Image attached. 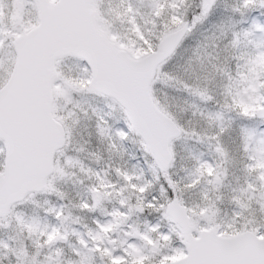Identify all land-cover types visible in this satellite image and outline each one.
I'll list each match as a JSON object with an SVG mask.
<instances>
[{
  "label": "snow or ice",
  "instance_id": "1",
  "mask_svg": "<svg viewBox=\"0 0 264 264\" xmlns=\"http://www.w3.org/2000/svg\"><path fill=\"white\" fill-rule=\"evenodd\" d=\"M11 3L23 8V15L17 22L12 9L0 0V221L15 215L29 239L35 237L36 252L30 255L27 248H9L0 242V264L9 252L17 264H65L60 248L55 250V259L50 254L38 257L41 250L69 240L67 229L61 232V228L72 219L71 213L66 215L64 206L50 207L47 212L59 226H41L38 218L25 220L14 210L36 192L55 193L63 199L53 180L67 176V168L79 166L98 181L90 189L92 202L82 201L81 210L95 211L103 199L125 190L117 192L99 172L85 169L67 155L66 145L78 123L77 110H82L75 98L84 94L103 97L121 115L114 132L108 121L98 118L101 137L111 140L113 133L120 144L130 137L137 141L143 179L126 169L114 171L125 186L135 190V211L147 209L157 222H147L143 232L132 228L126 233L131 240L128 248L119 252L103 244L116 223L96 222V229L87 232L88 240L73 230L79 247H71L77 259L66 264H94L97 255L102 264H172L177 257H183L186 264H264V222L246 220L242 212H235L232 223H217L216 202L222 195L213 199L205 194L204 202L196 207L183 199L185 191L201 182L210 185L214 194L225 186L228 166L236 162L230 140L241 153L239 163L246 177L253 178L240 190L249 203L240 196H234L233 202L242 210L254 202L264 215V130L255 124L264 121V0H239L232 8L233 14L248 15L251 23L241 21L248 26L232 31L230 37L221 29L226 42L217 46L219 51L198 57L207 74L203 86L176 81L193 98L192 116L206 123L201 131L186 127L162 105L155 85L160 76L175 79L165 67L192 42L198 29L214 21L218 0H146V4L141 0L147 13L137 0ZM253 13L259 16L254 18ZM117 25L125 28L123 34ZM67 59L76 60L79 74L64 72ZM217 80L219 89L208 86ZM179 139L206 144L214 154L212 162L203 152L193 155L182 180L172 172ZM58 155L63 159L58 160ZM152 169L157 173L154 178ZM153 191L157 194L149 199ZM119 203L120 208L108 215L122 222L132 214L133 206L126 198Z\"/></svg>",
  "mask_w": 264,
  "mask_h": 264
},
{
  "label": "rangeland",
  "instance_id": "2",
  "mask_svg": "<svg viewBox=\"0 0 264 264\" xmlns=\"http://www.w3.org/2000/svg\"><path fill=\"white\" fill-rule=\"evenodd\" d=\"M5 2L8 4L9 8L12 9L13 18L18 22L23 15V8L13 5L11 0H5ZM238 3L239 0H218L216 18L214 21L198 29L192 37V42L188 46L182 47L165 67L164 70L175 79L167 80L165 77L160 76V82L155 85V95L160 103L167 106L186 127L201 131L205 130L207 125L198 115L195 117L192 116V112L195 111V109L191 107L193 98L181 90V86L176 81H185L190 84H200L201 86L205 84V76L207 74L201 67L198 57L203 58L207 53L215 54L216 51H219L217 47L220 45L218 39H224L221 29L230 37V29L232 32L239 30L240 27L248 26L247 23H241V21H248V23H251L248 15L241 17L239 14H233L232 8L237 6ZM137 4L138 6L143 5L141 0H137ZM141 10L145 13L148 9L141 8ZM252 15L255 18L259 16V13H253ZM234 25L235 27H233ZM116 27L118 31L122 34L124 33L125 28L123 26L117 25ZM148 27H151V25L149 24ZM63 69L64 72L70 74H79L81 72V68L75 60H66ZM208 86L219 89L221 83L217 80L214 84H209ZM75 99L82 110H77L78 123L74 125L70 142L66 145L65 150L67 155L79 160L85 169H92L93 172H99L103 179L116 186L117 192L122 187L125 190L122 195H117L114 192L112 195L103 199L101 206L95 211L81 210L78 205L82 201L87 200L89 203L92 202V193L90 189L97 185L98 181L95 176L82 172L79 166L70 167L66 169L68 172L67 176L63 178L57 177L53 180L58 191L64 194L63 199L55 193L49 194L46 192L41 197L31 198L23 205L17 206L14 212L21 216L25 214L26 219L29 215L32 216L29 219L38 218L41 226L45 224L59 226V222L55 219L53 214L47 212V209L50 207L59 208L64 206L66 209L65 214L71 213L72 219L65 223L64 227L61 228V232L67 229L70 237L73 230H75L81 233L85 240L89 239L87 236L88 230L96 229V222L101 224L116 223L119 227L116 226L112 231L107 233L106 238L103 240V244L109 248L114 247L118 252L124 248H128L131 240L126 233L131 232L132 228H136L141 232L145 230V225L142 223L144 221H141L138 216L140 212L134 209V204L137 203L135 200V198L137 199L135 190L125 186L124 182H121L120 177H118L114 171L115 168L126 169L130 173L141 176L143 179V172L137 159L139 156L138 143L135 139L130 137L127 143L121 144L122 146L117 145L116 148H111L110 145L117 143L118 140L113 133H110V135H112L111 140L107 137H101L98 134V118L103 117L104 120L108 121L107 126L114 132V129L119 126L117 122L121 120L120 113L113 112L108 107L109 101L103 97L84 94L77 96ZM200 107L202 110L204 109L203 105ZM69 123H71V119ZM255 124L259 129L264 130V121L257 120ZM228 143L233 149L236 162L228 166V175L224 181L225 186L219 193L214 194L210 185L201 182L195 189L185 191L183 193V199L189 206L196 207L204 202L203 197L205 194L213 199H215V195H222V199L216 202V207L219 209L216 218L217 223L224 225L232 223L235 212H242L246 220L264 222V215L261 214L259 206L254 202H252L251 206L246 210L238 208L233 202L234 196H240L242 202L249 203L247 196L241 193L240 190L246 186V180L250 183L253 178L246 177L243 166L239 163L241 153L237 151V145L231 143L230 140ZM127 144L129 147H127ZM201 152L205 154L204 158L206 160L212 162L214 154L209 150L206 144H196L193 140L187 139H179L175 142V168L172 169V172L177 180H182L186 177V169H190L192 166L191 157ZM97 157H99V159H97ZM57 159L62 160L63 157L58 155ZM133 159L135 161L131 163ZM128 164L129 166H127ZM105 173H107L106 176ZM156 174V170L152 169L151 175L153 178ZM153 182L155 183L154 179ZM107 191L111 192L112 190L108 189ZM155 194L157 193L154 191L149 192L148 198L151 199L152 195ZM122 198H126L133 206V212L126 220L117 222L111 215H108V213H111L116 208H120L119 201ZM121 210L123 211L124 209ZM72 213L75 216L72 215ZM50 218H52L51 221L46 222ZM154 218L156 220L151 221V223L157 222L156 215ZM89 221L90 223L84 226L85 223L87 224ZM243 222L245 221H242V223ZM4 223H7V227L3 226ZM19 226L20 225H18L15 219V215L10 217L7 222L0 221V242H6V236H8L11 240L9 248L20 249L24 247L29 250L30 255L34 254L36 252V247L32 241H34L35 238L29 239V237H27L28 234L26 235L24 231L20 230ZM69 242L70 240L65 243L60 241L52 248L41 250V255L38 259H43L45 255L49 254L55 259L56 248L62 249L60 259L64 261L65 264L68 260L77 259V257L69 255L68 251L73 253L71 246L79 247V245L77 242H74V244L67 247V243ZM136 243L139 245L141 242L137 240ZM33 248L34 251L32 252L31 250ZM98 257V255L94 257V264H102V261L97 262ZM3 264H17L15 256L9 252L8 259L4 260Z\"/></svg>",
  "mask_w": 264,
  "mask_h": 264
},
{
  "label": "water",
  "instance_id": "3",
  "mask_svg": "<svg viewBox=\"0 0 264 264\" xmlns=\"http://www.w3.org/2000/svg\"><path fill=\"white\" fill-rule=\"evenodd\" d=\"M154 143H158V142H154ZM161 156L162 157H166V153L161 151ZM38 193H41V192H36L35 194H38ZM172 264H186V262H185V259L183 258V259H181L179 261L173 262Z\"/></svg>",
  "mask_w": 264,
  "mask_h": 264
}]
</instances>
